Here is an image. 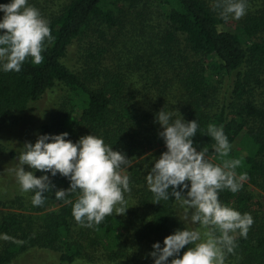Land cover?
I'll use <instances>...</instances> for the list:
<instances>
[{
    "label": "trees",
    "instance_id": "obj_1",
    "mask_svg": "<svg viewBox=\"0 0 264 264\" xmlns=\"http://www.w3.org/2000/svg\"><path fill=\"white\" fill-rule=\"evenodd\" d=\"M28 3L49 21L54 41L41 64L28 58L20 72L0 67V137H7L2 130L10 119L22 121L31 105L50 97L41 135L67 132L73 143L91 134L102 138L131 160V193L125 194L124 215L83 227L72 215L79 193L66 197L72 203L55 198L70 180L28 167L37 177L49 175L56 188L44 193L42 206H34L35 193H22L18 182L16 191L0 192V264H13L32 249L55 251L61 264H154L148 255L154 243L163 247L177 229H191L179 204L155 203L146 182L167 150L155 119L163 108L175 113L172 120L181 114L197 121L194 146L207 148L212 163L241 160L235 171L248 178L238 192L225 189L219 199L251 214L254 223L246 239L236 234L238 246L225 264H264V0H247L246 15L227 22L213 9L214 0ZM209 124L223 128L231 145L227 157L216 153ZM0 148L16 158L24 151L5 142Z\"/></svg>",
    "mask_w": 264,
    "mask_h": 264
},
{
    "label": "clouds",
    "instance_id": "obj_2",
    "mask_svg": "<svg viewBox=\"0 0 264 264\" xmlns=\"http://www.w3.org/2000/svg\"><path fill=\"white\" fill-rule=\"evenodd\" d=\"M213 9L227 22L239 20L247 13V0H214ZM0 67L3 71L20 72L24 62L31 58L34 64L44 60L46 45L54 41L49 21L28 0H11L0 4ZM180 114V112L176 109ZM175 113L161 109L156 121L163 131L166 151L146 176L149 191L155 203L174 199L184 210L182 220L198 228L177 229L163 241L152 245L148 255L154 264H225L227 256L238 246L236 234L247 238L254 223L249 213H243L223 204L219 199L225 189L236 193L248 177L238 175L239 159H225L214 164L207 158L208 149L197 151L193 138L199 125L196 120H172ZM207 134L215 141V151L227 157L231 145L222 127L209 124ZM67 132L58 135H38L35 144L26 142L15 169L22 193L34 192L32 204L42 206L44 193L52 192L56 185L49 175L37 177L34 172L58 173L70 180L67 189L55 191L57 200H66L70 194L79 193L73 203L72 215L80 226L92 228L113 213L124 215L129 208L125 194L131 193L130 177L126 166L131 160L121 151L113 150L104 140L93 134L81 137L76 143L67 139ZM25 165L35 171H25ZM203 230V231H202ZM219 233V235H217ZM3 239H11L7 235ZM190 245H192L190 247ZM187 247L181 256V250Z\"/></svg>",
    "mask_w": 264,
    "mask_h": 264
},
{
    "label": "rangeland",
    "instance_id": "obj_3",
    "mask_svg": "<svg viewBox=\"0 0 264 264\" xmlns=\"http://www.w3.org/2000/svg\"><path fill=\"white\" fill-rule=\"evenodd\" d=\"M108 60L111 63L110 57H108ZM50 103V97H47L39 103L31 105L30 109L25 112V118L22 121H17V117L10 119L9 124H7L6 127H3L2 130L7 137H5V139L0 137V142L7 143L8 147L15 151L16 149L22 147L24 148V144L26 142L33 144L37 140L38 135H41L40 123L44 121L41 119V116L44 118V114L47 112ZM10 142L12 144H10ZM3 149L4 148H0V192L2 193L4 191V193L6 192L7 194L14 190L16 191V182L18 181H16L15 169L18 164V159L10 154H5V152L3 154ZM24 167L25 171H28L30 168L27 165ZM177 212L180 217L184 214V210L182 208H178ZM184 223L191 229L199 227V225L192 224L190 219L188 221H184ZM13 264H61V262L59 260L58 253L53 250L32 249L25 252L23 255L21 254L14 260ZM72 264L86 263L76 261Z\"/></svg>",
    "mask_w": 264,
    "mask_h": 264
}]
</instances>
